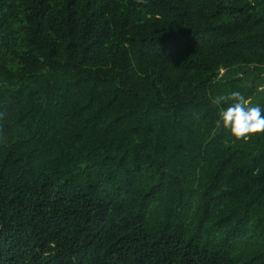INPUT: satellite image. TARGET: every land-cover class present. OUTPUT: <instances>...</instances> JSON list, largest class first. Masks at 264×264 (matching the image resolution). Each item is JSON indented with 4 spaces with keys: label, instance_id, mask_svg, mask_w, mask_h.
Segmentation results:
<instances>
[{
    "label": "trees",
    "instance_id": "1",
    "mask_svg": "<svg viewBox=\"0 0 264 264\" xmlns=\"http://www.w3.org/2000/svg\"><path fill=\"white\" fill-rule=\"evenodd\" d=\"M233 91L264 109V0H0V264H264Z\"/></svg>",
    "mask_w": 264,
    "mask_h": 264
},
{
    "label": "clouds",
    "instance_id": "2",
    "mask_svg": "<svg viewBox=\"0 0 264 264\" xmlns=\"http://www.w3.org/2000/svg\"><path fill=\"white\" fill-rule=\"evenodd\" d=\"M147 2V0H140ZM231 104L219 107L222 103ZM212 103L219 108L216 128L223 127L236 139L249 138L252 134L264 133V109L250 106L251 100L241 92L233 91L229 95L217 96Z\"/></svg>",
    "mask_w": 264,
    "mask_h": 264
}]
</instances>
